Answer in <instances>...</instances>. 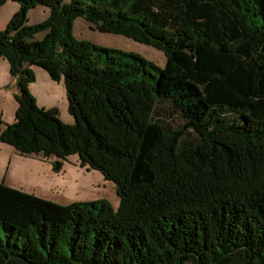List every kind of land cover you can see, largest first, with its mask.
<instances>
[{"label":"trees","instance_id":"obj_1","mask_svg":"<svg viewBox=\"0 0 264 264\" xmlns=\"http://www.w3.org/2000/svg\"><path fill=\"white\" fill-rule=\"evenodd\" d=\"M15 1L0 59L18 107L0 142L78 154L121 202L58 204L0 182V264H264V0ZM39 4L50 14L28 24ZM79 16L163 50L166 65L79 40ZM34 65L63 79L73 123L37 103ZM159 98L181 126L153 117ZM188 129L198 142L181 145Z\"/></svg>","mask_w":264,"mask_h":264},{"label":"rangeland","instance_id":"obj_2","mask_svg":"<svg viewBox=\"0 0 264 264\" xmlns=\"http://www.w3.org/2000/svg\"><path fill=\"white\" fill-rule=\"evenodd\" d=\"M15 2L18 1L10 0L0 6V29H5L11 15L18 9L17 7L13 10ZM49 14V6L40 4L33 6L28 10L26 22L28 24L38 23ZM72 33L79 40H92L111 48L133 51L148 60L154 61L160 67L166 65L167 57L163 50L122 33L99 31L83 17L79 16L74 19ZM43 35L44 31H41L35 35V38L41 39ZM4 60L8 62L7 59ZM33 67L36 77L33 82H30L29 88L37 96L39 105L43 106V103L46 105L56 104L59 106L61 119L68 116L74 121V116L67 110V91L63 79L53 80L43 67L37 65ZM15 87V82H10L4 90L1 91L0 88V129L5 124L16 120L18 103L15 94L18 91L16 92ZM226 116L229 118L238 117V112L228 110ZM153 117L165 120L172 127H179L184 123L180 111L172 105L168 98L157 100ZM195 142H198L197 133L192 129H188L185 131L180 144L187 145ZM1 143L14 148L9 143ZM14 149L9 150L0 146V182L6 185L33 193L58 204L104 198L109 200L114 208H117L119 202H121L116 191L115 182L106 179L98 169H92L86 165L82 166L78 154L72 153L67 155L66 158H60L56 154L45 157L41 153L20 155ZM56 160L62 161L60 170H55L53 166ZM186 264L190 263L187 262Z\"/></svg>","mask_w":264,"mask_h":264},{"label":"crops","instance_id":"obj_3","mask_svg":"<svg viewBox=\"0 0 264 264\" xmlns=\"http://www.w3.org/2000/svg\"><path fill=\"white\" fill-rule=\"evenodd\" d=\"M10 1V0H7L6 3ZM17 7H19V2H15L14 4V9L15 10ZM32 69H34V67L32 66ZM10 82H15L16 84V92L19 91V88L17 86V82H16V79L15 77L12 76L11 72H10V67H9V63L6 62V60H4V58H1L0 59V88H1V91L4 90L6 87H8V84ZM31 90V88H30ZM32 91V90H31ZM32 93V92H31ZM33 96L35 97L36 101L38 104L39 103V100L37 98L36 95H34V93H32ZM42 105V104H41ZM43 106H45L46 108H51V107H54V106H57L56 104H51V105H46L45 103H43ZM58 109H59V106H57ZM68 110V109H67ZM61 115V114H60ZM65 122L67 123H73L74 121L71 119V117H68L67 118H62ZM0 146L1 148H7L9 150H13L14 148L12 146H9V145H5L4 143H1L0 142ZM15 150V149H14ZM21 155V154H20Z\"/></svg>","mask_w":264,"mask_h":264}]
</instances>
